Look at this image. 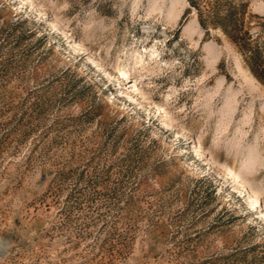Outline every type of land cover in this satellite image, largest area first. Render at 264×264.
<instances>
[{"label": "rangeland", "instance_id": "374dc122", "mask_svg": "<svg viewBox=\"0 0 264 264\" xmlns=\"http://www.w3.org/2000/svg\"><path fill=\"white\" fill-rule=\"evenodd\" d=\"M0 264H264V0H0Z\"/></svg>", "mask_w": 264, "mask_h": 264}, {"label": "bare ground", "instance_id": "6f19581e", "mask_svg": "<svg viewBox=\"0 0 264 264\" xmlns=\"http://www.w3.org/2000/svg\"><path fill=\"white\" fill-rule=\"evenodd\" d=\"M174 8V7H173ZM169 18H170V16H169ZM214 48V47H213ZM216 48V47H215ZM252 157V156H251ZM251 161H253V159L251 160ZM254 162V161H253ZM248 164H250V163H248ZM248 168H250L249 166H248ZM247 168V169H248ZM257 168V167H256ZM252 169V168H251ZM250 169V170H251ZM247 171V170H246ZM253 171V170H252ZM232 172H234V171H232ZM255 172V171H254ZM233 177L236 179V181L238 182V183H240V184H242V186L246 189V191L248 192V193H250V189H249V187H248V185H247V183L246 182H243L242 180H241V177H239V175H237L236 173H233ZM248 180V179H247ZM237 183V184H238ZM257 195V194H256ZM255 195V201L257 202V203H260V197L259 198H257V196ZM254 198V197H253ZM258 205V204H257Z\"/></svg>", "mask_w": 264, "mask_h": 264}, {"label": "trees", "instance_id": "16d2710c", "mask_svg": "<svg viewBox=\"0 0 264 264\" xmlns=\"http://www.w3.org/2000/svg\"><path fill=\"white\" fill-rule=\"evenodd\" d=\"M226 32V31H225ZM227 33V32H226ZM228 34V33H227ZM228 35H230V34H228ZM230 37H231V39H232V41H233V43H235V44H237L238 46H239V41H238V36L237 35H230ZM243 53L245 54V55H247V52H246V50H243ZM253 60H255L256 61V57H253ZM249 63L251 64V68H252V70H253V72H255V74H256V76H258L259 78H260V76L256 73V71H255V67H254V62L252 61V58H251V60H249Z\"/></svg>", "mask_w": 264, "mask_h": 264}]
</instances>
